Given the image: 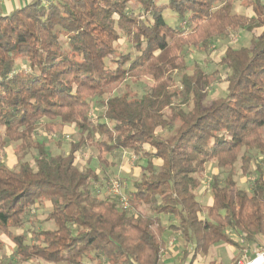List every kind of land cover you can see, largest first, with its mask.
Listing matches in <instances>:
<instances>
[{
    "label": "trees",
    "instance_id": "obj_1",
    "mask_svg": "<svg viewBox=\"0 0 264 264\" xmlns=\"http://www.w3.org/2000/svg\"><path fill=\"white\" fill-rule=\"evenodd\" d=\"M249 7L251 14L236 12V0H31L0 14V251L5 236L16 258L0 264H162L168 230L191 248L192 262L215 245L264 240V0ZM240 30L249 44L225 49V93L207 101L212 75L198 62L190 72L188 49L207 51ZM146 76L145 91L129 90ZM93 102L102 107L96 123ZM43 120L49 129L76 127L68 154L38 139ZM166 129L173 135L164 137ZM87 144L98 150L99 171L76 160ZM8 145L13 167L1 154ZM124 150L146 162L123 189L127 208L96 188L117 178L109 171ZM212 163L219 172L206 212L196 189ZM238 163L249 187L238 184ZM44 202L53 227L14 233Z\"/></svg>",
    "mask_w": 264,
    "mask_h": 264
},
{
    "label": "rangeland",
    "instance_id": "obj_2",
    "mask_svg": "<svg viewBox=\"0 0 264 264\" xmlns=\"http://www.w3.org/2000/svg\"><path fill=\"white\" fill-rule=\"evenodd\" d=\"M49 0H45V3ZM163 1V0H161ZM251 0H236V12L239 13H245V14H251L252 9L249 7V3ZM28 2V0H23L21 3H19V6H23ZM15 6V5H14ZM135 9V7L133 6ZM136 10V9H135ZM7 10L0 6V14H6ZM165 16L167 17V20L169 23L174 25L177 22V16L167 11L165 13ZM61 40V46L62 50H68V38H66L64 35L60 37ZM250 40V34L246 32L245 30H240L236 32H231L229 36H223L220 38H217L213 40L209 50L201 51L194 47H190L188 49V67L190 72L192 71V68L194 66L195 62L200 63L202 66L205 67L206 71L212 75V83H210L208 87V96L207 101H210L211 99L217 98L225 93V89L227 86L226 77L228 74V68L225 66L220 65L221 57L224 54L225 49L228 46H234V47H240L244 45H248ZM118 47H124L125 44L123 41H120L117 43ZM20 67L23 69H27V64L22 60V58L19 60ZM110 64V62H109ZM152 83V80L146 76L142 77L141 79L137 80L136 82H130L129 90L136 91L138 93H141L145 91ZM120 91V87L114 88V93H117ZM102 112V107L97 105V102L92 105L91 111H90V117L91 121L93 123L97 122V116ZM37 137L39 140H42V142H45L47 150L52 153H63L68 154L70 150V145L73 141L78 139V133L77 129L74 125H64V126H57L53 128H48L45 124V120L41 121L36 129ZM174 133V130L166 129L163 130L162 134L164 137H170ZM3 157V161L9 166L13 167L16 163V157L13 152L12 146L8 145L5 150L1 152ZM98 150L95 146L87 144L85 147H83L81 150H79L76 153V160L78 163L82 165H86L92 168H97V171H99L101 166L99 165L98 161ZM114 161L115 164L110 168V171H113L117 178H119L121 181H118L120 183V189H124V192H128L132 189V181L137 178L142 171V165L146 164L144 160L139 159V157L130 151H123V152H116L114 155ZM208 171L205 173H202L200 175L202 184L201 187L196 189V193L198 195V198L205 207H207L212 199V194L210 190V182L212 175L219 172V168L215 164H211L208 167ZM236 170V179L238 181V184L242 187H249V183L245 179L244 176H241V168L240 163H238L235 167ZM139 174V175H138ZM110 174L108 185L102 184L100 187V184L96 185V188H98L100 196H104L106 194L111 193V188L113 187V183H118ZM118 183V184H119ZM111 189V190H110ZM48 209L47 204L44 202L40 208L37 210H31L30 214L26 215L24 217L25 223L22 226L21 229L13 228L14 233H20L23 230H26L28 227L33 228L36 227L38 229L41 228H49L53 227L52 221H45V213ZM206 209V208H205ZM206 211V210H205ZM174 233L172 231H169L166 233V236L169 238L172 237ZM169 238L168 241H169ZM2 241L6 244V246L0 251V260H11L13 263H16V258L12 256L11 248L12 243L8 238L5 236H2ZM262 242V241H260ZM240 247H235L237 255L236 259H230V250L232 249L231 246H214L207 258V261L209 263L205 264H212L213 261L216 259L219 261L221 260L222 264H228L232 263L239 258L246 252L250 254L252 251H254L256 248L264 246L263 243H258L257 245L251 246L247 243L240 241ZM183 249V248H182ZM181 249V250H182ZM163 251V255H164ZM43 264H52L47 262H42ZM64 264V263H60ZM84 264H108L105 261H102L99 263L98 261L95 262H86Z\"/></svg>",
    "mask_w": 264,
    "mask_h": 264
},
{
    "label": "crops",
    "instance_id": "obj_3",
    "mask_svg": "<svg viewBox=\"0 0 264 264\" xmlns=\"http://www.w3.org/2000/svg\"><path fill=\"white\" fill-rule=\"evenodd\" d=\"M21 1H23V0H0V6L4 7L7 10V13H9L11 10L18 8V7H21V6H19V3H21ZM29 1H31V0H28V2ZM124 151H126V150H124ZM117 152L119 153V152H123V151H117ZM139 174H140V172H139ZM212 202H213V198L211 199V202L207 207L204 206L206 208L205 209L206 212H207V208L212 204ZM169 231H172V230H168L167 232H169ZM172 233H174V235L170 238L168 236H166V234H165L166 247L163 250V251H165L164 255L162 252V264H205V263H209L207 261V258H208V255H209L211 249L214 246H212L210 248L208 254H206V255L198 254L192 262V257H193L194 252L191 250V248L188 245H185L180 234H178L174 231H172ZM167 238H169V241ZM261 241H262L261 243H263V245H264V240H261ZM218 246H231L232 249L230 250V252H231L230 259L231 260L236 259L237 252H236V249H234L236 246L230 245V244H219ZM185 251L189 252L186 259H185V253H184ZM212 264H222V262H221V260L219 261V259L218 260L216 259L215 261H213ZM228 264H231V263H228Z\"/></svg>",
    "mask_w": 264,
    "mask_h": 264
},
{
    "label": "built area",
    "instance_id": "obj_4",
    "mask_svg": "<svg viewBox=\"0 0 264 264\" xmlns=\"http://www.w3.org/2000/svg\"><path fill=\"white\" fill-rule=\"evenodd\" d=\"M117 182L119 180L115 179ZM119 183V182H118ZM113 183V187L110 189L111 194L119 197L121 205L124 208L129 207L128 198L126 194L123 192V189H120V183ZM231 264H264V246L256 248L250 254L246 252L239 258L238 260L234 261Z\"/></svg>",
    "mask_w": 264,
    "mask_h": 264
}]
</instances>
